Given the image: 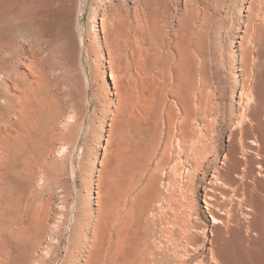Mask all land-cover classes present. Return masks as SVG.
<instances>
[{
  "label": "bare ground",
  "instance_id": "6f19581e",
  "mask_svg": "<svg viewBox=\"0 0 264 264\" xmlns=\"http://www.w3.org/2000/svg\"><path fill=\"white\" fill-rule=\"evenodd\" d=\"M261 241L264 0L0 10V264H264Z\"/></svg>",
  "mask_w": 264,
  "mask_h": 264
},
{
  "label": "rangeland",
  "instance_id": "374dc122",
  "mask_svg": "<svg viewBox=\"0 0 264 264\" xmlns=\"http://www.w3.org/2000/svg\"><path fill=\"white\" fill-rule=\"evenodd\" d=\"M228 2H229V0H228ZM15 4H16V0H0V10L3 11V10H5L7 7L12 6V5H13V7H14ZM78 8H79V5L76 6V16H75V18H77L79 15H81L80 18H81L82 20L84 19L83 22L86 21V15H85V17L82 16V13L79 12V9H78ZM79 13H80V14H79ZM222 18H223V19H222ZM221 19H222L223 21H222ZM219 20H220L221 25H222L223 27H225V28L228 27V25H229V23H230V19H226L225 16H219ZM78 152H79V154H80L81 151L78 150ZM79 154H78L76 160L78 159ZM258 249H260V253L258 254L259 261H262L261 258L264 256V241H261V242H260V245L258 246ZM240 258H241L242 264H251L250 261L248 260V259H249V256L246 255V254H244L243 252L240 253ZM255 258H256V257H255ZM254 261H256V260H254ZM257 264H259V263H257Z\"/></svg>",
  "mask_w": 264,
  "mask_h": 264
}]
</instances>
